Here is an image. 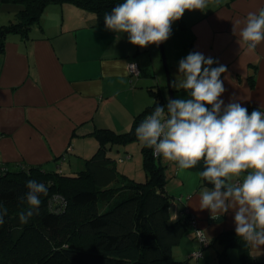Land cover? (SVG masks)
Here are the masks:
<instances>
[{"label":"crops","instance_id":"obj_1","mask_svg":"<svg viewBox=\"0 0 264 264\" xmlns=\"http://www.w3.org/2000/svg\"><path fill=\"white\" fill-rule=\"evenodd\" d=\"M261 8L264 0H211L204 10H186L173 23L169 39L173 81L180 78L179 60L199 51L227 66L221 77L225 103L238 99L248 108L264 105V43L254 52L242 50L233 32L234 21ZM20 10L0 0V25L14 22ZM154 53V44L134 45L127 33L98 25L94 15L80 8L49 6L31 39L11 35L0 48V164L15 171L22 164L66 175L84 170L99 149L97 130L127 133L135 117L152 105L148 79L153 76ZM147 55L150 62L144 58ZM133 62L146 75L131 76L128 67ZM185 92L174 91L177 97ZM133 144L111 148L109 156L116 160L117 170L118 163L131 157L128 151ZM167 165L173 218L185 209L197 222L179 244L188 260L201 250L197 230L216 240L224 232L235 231L233 213L213 216L199 208V192L205 187L200 165L189 170L170 161ZM255 252H264V246L248 245V253Z\"/></svg>","mask_w":264,"mask_h":264},{"label":"trees","instance_id":"obj_2","mask_svg":"<svg viewBox=\"0 0 264 264\" xmlns=\"http://www.w3.org/2000/svg\"><path fill=\"white\" fill-rule=\"evenodd\" d=\"M2 1L21 8L14 22L0 25L2 49L11 35L31 39L34 27L42 25L43 14L51 5L75 6L94 15L98 25H106L105 13L121 2ZM143 73L146 75V71ZM149 92L155 102L135 117L129 132L118 134L109 129L95 132L99 149L84 170L66 175L22 164L15 171L0 164V201L8 208L5 223L0 226V264H186L175 260L172 252L196 218L185 209L173 218V196L167 189L169 165L144 146L147 179L137 182L120 174L116 160L109 156L114 146L140 143L135 128L157 104L167 105L161 90L150 87ZM253 109L249 107V113ZM29 179L44 182L48 193L41 196L39 212L20 226L18 213L23 205L19 197L27 191ZM202 185L206 186L203 178ZM215 242L224 246L218 252L221 264H232L231 249L239 250L244 264H264L248 253V245L235 231L224 232L209 247Z\"/></svg>","mask_w":264,"mask_h":264},{"label":"clouds","instance_id":"obj_3","mask_svg":"<svg viewBox=\"0 0 264 264\" xmlns=\"http://www.w3.org/2000/svg\"><path fill=\"white\" fill-rule=\"evenodd\" d=\"M210 2L121 0L105 13L104 21L109 30L127 33L134 45H159L170 38L173 23L186 10H204ZM233 32L242 50L254 52L264 43V8L234 21ZM226 72L227 66L215 58L189 52L179 60L180 78L173 81V87L187 95L168 97L166 106L157 104L135 134L155 156L175 162L181 170L202 164L199 175L206 186L199 192V208L213 216L231 211L237 236L259 249L264 246V105L249 113L238 99L225 103L221 77ZM26 188L19 197L20 226L39 212L41 196L48 193L47 185L36 179H29ZM7 215L8 208L0 201V226Z\"/></svg>","mask_w":264,"mask_h":264},{"label":"rangeland","instance_id":"obj_4","mask_svg":"<svg viewBox=\"0 0 264 264\" xmlns=\"http://www.w3.org/2000/svg\"><path fill=\"white\" fill-rule=\"evenodd\" d=\"M45 13V12H44ZM175 26V25H174ZM173 27V26H172ZM171 38V36H170ZM169 38V39H170ZM167 40L164 42V48L165 53L167 56L168 66L170 70V75L172 78L173 83V77H174V68L172 66L171 58H172V42L170 40ZM175 41L176 38L172 37V41ZM176 45H178L177 42H174ZM155 53L152 56V60L154 62V66L151 67V71L153 72L151 77H149L150 85L148 87H153L155 91H162L166 99L168 100V97H170L169 90H168V83H167V74L163 62V57L161 53V47L160 44L156 45L154 44ZM146 59H149V62L151 61L150 56L144 57ZM174 91L175 88L173 87ZM187 92L183 94V96H186ZM174 98H177L176 93H174ZM154 99L152 98V104L154 103ZM142 144H133L130 146V149L128 152L131 155L129 159L124 164L118 163V172L120 174H127L132 180H135L137 182L145 181L147 179L146 177V171L144 169L143 165V154L141 152ZM128 154V155H129ZM126 157H129V156ZM125 156V155H124ZM168 161H165L162 159L163 164H167ZM171 162V161H170ZM174 163V162H173ZM170 165L173 166L172 163ZM197 240V239H196ZM178 245L177 247L173 248V257L175 260L184 261L186 264H198V261L200 264H205L206 262L209 264H221L219 262L218 258V252H222L224 250V246L220 242H215L211 247L203 248L202 244L199 243V247L202 250V253L204 254L202 257L197 258L193 257L189 258L187 260L184 259L186 256H184V253L181 249H183L184 246ZM199 251V250H197ZM229 255L232 260V264H244L243 260L241 259V255L239 250L231 249L229 250ZM254 257L259 258L260 261H264V252H255L253 253Z\"/></svg>","mask_w":264,"mask_h":264},{"label":"built area","instance_id":"obj_5","mask_svg":"<svg viewBox=\"0 0 264 264\" xmlns=\"http://www.w3.org/2000/svg\"><path fill=\"white\" fill-rule=\"evenodd\" d=\"M129 73L131 76H135V77H140L141 76V69L139 67V65L137 63H130L129 64ZM197 223H194V226H196ZM197 238L199 240V242L202 244L203 248H208L211 244V240L209 238H207V236L201 231V230H197ZM193 257H197L200 258L202 257V251H198L196 252ZM209 264V263H208Z\"/></svg>","mask_w":264,"mask_h":264},{"label":"water","instance_id":"obj_6","mask_svg":"<svg viewBox=\"0 0 264 264\" xmlns=\"http://www.w3.org/2000/svg\"><path fill=\"white\" fill-rule=\"evenodd\" d=\"M160 47H161V53H162V57H163V62H164L166 74H167V83H168L167 86H168L169 94H170V97L174 98L173 83H172V78H171V75H170V70H169V66H168L167 56H166V53H165L164 42L160 43Z\"/></svg>","mask_w":264,"mask_h":264}]
</instances>
